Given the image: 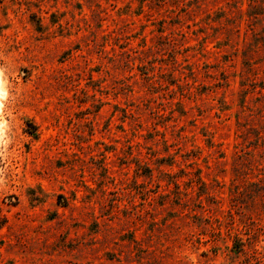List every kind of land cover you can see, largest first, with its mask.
Here are the masks:
<instances>
[{
	"label": "rangeland",
	"instance_id": "1",
	"mask_svg": "<svg viewBox=\"0 0 264 264\" xmlns=\"http://www.w3.org/2000/svg\"><path fill=\"white\" fill-rule=\"evenodd\" d=\"M0 264H264V0H0Z\"/></svg>",
	"mask_w": 264,
	"mask_h": 264
}]
</instances>
